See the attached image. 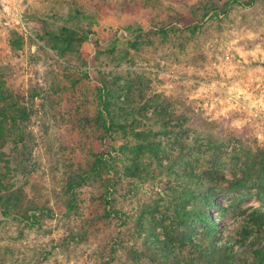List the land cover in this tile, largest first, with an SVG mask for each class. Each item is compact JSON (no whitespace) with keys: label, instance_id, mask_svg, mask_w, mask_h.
I'll list each match as a JSON object with an SVG mask.
<instances>
[{"label":"rangeland","instance_id":"obj_1","mask_svg":"<svg viewBox=\"0 0 264 264\" xmlns=\"http://www.w3.org/2000/svg\"><path fill=\"white\" fill-rule=\"evenodd\" d=\"M248 1L0 0V264H255L264 0Z\"/></svg>","mask_w":264,"mask_h":264},{"label":"trees","instance_id":"obj_2","mask_svg":"<svg viewBox=\"0 0 264 264\" xmlns=\"http://www.w3.org/2000/svg\"><path fill=\"white\" fill-rule=\"evenodd\" d=\"M203 1V6H202V10L204 11V14L205 15H209V14H220L221 10H229L230 6L233 4V3H240L241 0H232V1H228V3H224V5H219L216 0H202ZM256 1H259V0H249L248 1V5H252L254 2ZM197 13L195 10L193 11H190V13L186 14L185 16H181L180 19L181 21H184V24L186 25H191L193 24L196 20H197ZM163 23H161L162 25ZM167 25H165L163 27V29H165ZM101 90V97L103 95V88H100ZM100 97V98H101ZM12 99H14L13 96H11ZM101 101H104V96L102 97ZM13 111H16L19 113V116L20 118H28L29 117V114H28V109L22 105H19L17 103H14V106H13ZM19 117L16 116L14 117V121H16ZM2 133L0 131V139H2ZM258 164L256 166H254L253 164H250V162H246V170H245V178L244 180H248V179H252L254 178L255 176H261V177H264V151L263 150H258ZM223 178V177H222ZM221 181L223 182H231L229 181L228 179L226 178H223ZM230 185H233L234 186V183H230ZM191 194V193H190ZM210 235L211 237L214 236V230H211L210 231ZM215 246V250L217 252H219L221 255L224 254V256L226 257V259H232V255L233 253H231L229 250H230V247L229 245H220L218 246L217 244H213ZM196 251L198 252L199 255H203L205 254V250L204 248H196ZM165 256H171L172 253H168V252H162ZM231 253V254H229ZM254 254V257H255V264H264V248H260V249H257L253 252Z\"/></svg>","mask_w":264,"mask_h":264},{"label":"built area","instance_id":"obj_3","mask_svg":"<svg viewBox=\"0 0 264 264\" xmlns=\"http://www.w3.org/2000/svg\"><path fill=\"white\" fill-rule=\"evenodd\" d=\"M16 24H17V25L20 24V25L23 27V31H22V33H24L25 30H26V27H25V23H24V21L22 20V18L17 19V20H16Z\"/></svg>","mask_w":264,"mask_h":264}]
</instances>
